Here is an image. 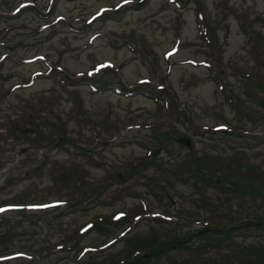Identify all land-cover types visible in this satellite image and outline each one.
Here are the masks:
<instances>
[{"label": "rangeland", "instance_id": "obj_1", "mask_svg": "<svg viewBox=\"0 0 264 264\" xmlns=\"http://www.w3.org/2000/svg\"><path fill=\"white\" fill-rule=\"evenodd\" d=\"M32 201L4 264H264V0H0V204Z\"/></svg>", "mask_w": 264, "mask_h": 264}, {"label": "trees", "instance_id": "obj_2", "mask_svg": "<svg viewBox=\"0 0 264 264\" xmlns=\"http://www.w3.org/2000/svg\"><path fill=\"white\" fill-rule=\"evenodd\" d=\"M9 128L11 130H15L18 127L16 126V124H13V125L8 127V130H9ZM41 204L42 203L36 202V201L27 202V203H3V204H0V209H3V211H0V218L1 217L4 218L0 222V264H4V263H6V261H11L14 259L22 258V257H16L17 254H21V253L28 255V257H30V258L33 257V254H31L32 251H27V250L17 251L16 249L15 250L9 249L7 237H9V234H11L12 232H15L17 230V227H15V225H12V220L17 218V216H19V215H15L16 213L19 214L21 212H37V211H40L39 209L31 208V206H36V205H41ZM8 214H13V215L6 216ZM208 231H210V229H205V230L200 231V232H202L204 235H207L209 233ZM229 231H231V230L229 229L228 232ZM211 233H213V232H211ZM160 243L155 248H158L160 246ZM155 248H153V249H155ZM153 249L148 250V252H146V253L136 255L134 258L131 259V261H129L126 264H142V263L146 262L154 254L157 256L160 252L154 250L155 251V253H154V251L152 252ZM121 260H123V259H121ZM125 262H126V260H125ZM122 263H124V261Z\"/></svg>", "mask_w": 264, "mask_h": 264}, {"label": "water", "instance_id": "obj_3", "mask_svg": "<svg viewBox=\"0 0 264 264\" xmlns=\"http://www.w3.org/2000/svg\"><path fill=\"white\" fill-rule=\"evenodd\" d=\"M178 140V142H180L181 144H183V145H186V146H188V147H190L191 146V138H189V137H180V138H178L177 139ZM154 154V153H153ZM119 175V178L121 179V180H123V175L122 174H118Z\"/></svg>", "mask_w": 264, "mask_h": 264}, {"label": "snow or ice", "instance_id": "obj_4", "mask_svg": "<svg viewBox=\"0 0 264 264\" xmlns=\"http://www.w3.org/2000/svg\"><path fill=\"white\" fill-rule=\"evenodd\" d=\"M0 211H3V209H0Z\"/></svg>", "mask_w": 264, "mask_h": 264}, {"label": "bare ground", "instance_id": "obj_5", "mask_svg": "<svg viewBox=\"0 0 264 264\" xmlns=\"http://www.w3.org/2000/svg\"><path fill=\"white\" fill-rule=\"evenodd\" d=\"M74 84V83H73Z\"/></svg>", "mask_w": 264, "mask_h": 264}]
</instances>
